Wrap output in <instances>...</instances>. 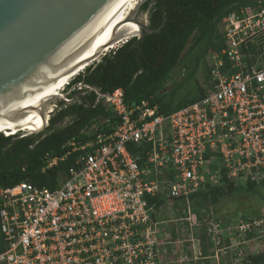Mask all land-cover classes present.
<instances>
[{"label":"built area","instance_id":"obj_1","mask_svg":"<svg viewBox=\"0 0 264 264\" xmlns=\"http://www.w3.org/2000/svg\"><path fill=\"white\" fill-rule=\"evenodd\" d=\"M225 22V46L202 99L159 115L148 102L127 104L121 89L98 95L113 122L86 127L85 141L72 137L63 155L45 156L42 172L72 157L56 188H0V264H161L164 222L153 218L148 199L188 202L223 177L264 182V65L249 66L241 53L264 33V9ZM206 225L215 246L233 229L235 242L264 238V212L235 227Z\"/></svg>","mask_w":264,"mask_h":264},{"label":"trees","instance_id":"obj_2","mask_svg":"<svg viewBox=\"0 0 264 264\" xmlns=\"http://www.w3.org/2000/svg\"><path fill=\"white\" fill-rule=\"evenodd\" d=\"M263 7L264 0H143L139 10L148 12L147 27L154 32L145 33L142 38L128 39L119 48L103 56L99 63L87 67L71 84L81 83L101 94H111L121 89L127 104L148 102L150 106L158 107L159 115L171 114L205 95V90L197 84L194 99L175 103L173 93L165 92L174 70L188 62V80H193L197 70L202 67L209 74L204 61L210 52L220 55L225 46L221 31L224 19L234 12L240 14L246 8ZM241 53L245 55L249 66L264 65V41L248 42L242 47ZM224 60L227 62L226 58ZM225 65L228 66L227 63ZM86 92L70 105L64 106L60 102L61 110L51 115L48 127L38 135L12 142V137L0 134V188H13L22 182L41 188L57 187L58 179L71 166L72 157L42 172L45 156L63 155L62 146L72 137L85 141L88 137L80 134L84 128L108 119L113 122L110 108L101 101L97 102L96 92ZM76 94L73 93L69 98H74ZM66 120L69 123L65 125ZM150 148L147 145L144 151ZM221 183L205 185V190L190 197L189 201L196 206V211L207 204L217 205L226 195L235 192L259 196V187L264 185V182L250 180L243 185H236L225 177ZM148 201L155 217V210L158 211L164 203L163 196ZM178 201L175 200V204ZM172 234L175 232L172 231ZM0 237L3 243L1 253L4 251L1 232ZM249 259L252 264H264L262 254Z\"/></svg>","mask_w":264,"mask_h":264},{"label":"water","instance_id":"obj_3","mask_svg":"<svg viewBox=\"0 0 264 264\" xmlns=\"http://www.w3.org/2000/svg\"><path fill=\"white\" fill-rule=\"evenodd\" d=\"M127 1L0 0V117L32 107L69 74L104 56L108 47L153 33L143 23L141 16L148 18V12L139 10L141 3L134 6L125 22L138 27L135 33L121 22ZM114 30L112 38L100 49L84 56L106 33ZM117 30L122 31L116 33ZM93 91L97 93L96 89ZM86 93L71 100L62 95L51 96L41 107L42 127L22 131L11 141L45 130L50 108L44 110L46 104L50 106L56 100L73 103Z\"/></svg>","mask_w":264,"mask_h":264},{"label":"rangeland","instance_id":"obj_4","mask_svg":"<svg viewBox=\"0 0 264 264\" xmlns=\"http://www.w3.org/2000/svg\"><path fill=\"white\" fill-rule=\"evenodd\" d=\"M140 3L142 4L143 0H137L135 5H140ZM141 18L143 23L146 24L147 17L143 14ZM216 56L214 52L207 54L206 61H204L206 69L209 70ZM189 66L187 62L177 67L172 74V79L166 84L165 92L173 93L175 103L194 99L197 94V84L204 90L207 88L208 73L202 70L203 67L199 68L194 75V81L188 80ZM67 96L64 95V97ZM49 107V104L48 106L46 104L43 108L47 110ZM67 123H69V120L65 121V125ZM216 171V167L211 168L212 174H215ZM153 174L154 172L150 174V180L155 179ZM227 180L236 185L245 184L228 178ZM215 185H222L221 180ZM258 194L260 195L252 196L243 192H235L226 195L217 205L207 204L197 211L196 206L191 201H178L175 204L174 201L163 198L162 207L158 211L155 210L154 213V215L158 213L155 215V219L158 217L161 224L164 222V227H162L164 230H162L163 234L166 235V238L163 236L160 243L163 247L162 257H160L161 264H193V259L198 261L199 256L206 258L205 264H252L249 259L251 256L264 255V238L260 236L258 239H248L247 241L238 238L235 242L236 237L233 229L224 234L217 249V246H215L217 242H213L216 237L210 235L206 222L216 221L223 225H230L229 227H235L242 218L258 217L264 212V185L259 187ZM172 231L175 232L174 235ZM258 233L263 235L262 230ZM226 237L231 238L228 240L229 244L223 240L227 239ZM244 241L247 244L244 245ZM2 247L3 243L0 237V251H2Z\"/></svg>","mask_w":264,"mask_h":264},{"label":"bare ground","instance_id":"obj_5","mask_svg":"<svg viewBox=\"0 0 264 264\" xmlns=\"http://www.w3.org/2000/svg\"><path fill=\"white\" fill-rule=\"evenodd\" d=\"M136 2L137 0H128L126 2L125 6L123 7L122 14H121L122 23H125L127 18L131 16L132 9L134 8ZM125 24L130 28V30L133 33H135L136 30H138V27L132 23H129V24L125 23ZM120 31L122 30H117L116 33H119ZM113 32H115V30L106 33L95 46H93L90 50H88L84 54V56L90 55L92 52L96 51L97 49H100L109 39L112 38V35H114ZM115 46L116 45L110 46L105 51H107L108 49L114 48ZM83 70L84 68H81L78 71H76L73 75L69 74L67 78L62 79L53 88H51L46 93H44L41 97H39L35 105H33L32 107H29L24 110H18V111L1 116L0 117V133H4L5 136H12V135H15L18 132V130L36 131L40 129L43 125V120L41 118V112H40L42 105L46 103V101H48L51 96L59 95L60 94L59 91L62 89L64 85H66V82L70 78L81 73ZM62 83L63 85L60 86Z\"/></svg>","mask_w":264,"mask_h":264},{"label":"clouds","instance_id":"obj_6","mask_svg":"<svg viewBox=\"0 0 264 264\" xmlns=\"http://www.w3.org/2000/svg\"><path fill=\"white\" fill-rule=\"evenodd\" d=\"M262 9H264V7L263 8H260V9H253V8H246L244 11H242L240 14H238L237 12H234V13H232V14H230L228 17H230L231 15H235V16H237V17H243V16H247V15H251V14H254V13H256V12H258V11H260V10H262ZM227 17V18H228ZM227 18L226 19H224V24L222 25V27H221V31H222V33H223V29H224V25H225V21L227 20ZM146 24H148V18H147V23ZM262 37H263V39H262ZM260 39H262V40H260ZM127 41V40H126ZM260 41H264V33L258 38V42H260ZM125 41H123V42H121V43H118V44H116V47H114V48H111V49H108L107 51H105V55L106 54H108L109 52H111V51H114V50H116L117 49V46H121L123 43H124ZM118 47V48H119ZM108 52V53H107ZM214 54L215 55H217L218 53L217 52H214ZM104 55V56H105ZM103 57V56H102ZM102 57H100L98 60H96L95 62H93L92 64H90L89 66H87V67H90V66H92V65H94L95 63H99V61H100V59L102 58ZM86 67V68H87ZM85 68V69H86ZM84 69V70H85ZM84 70L81 72V73H83L84 72ZM80 74V73H79ZM78 74V75H79ZM78 75H76V76H78ZM209 75V74H208ZM76 76H74V77H72V78H70L67 82H69V86H67V87H64V89H61L59 92H60V94L58 95V96H60V95H62L63 97H64V95L66 94V95H68L67 97H65L67 100H71L72 98H69L73 93H77L76 95H78L79 93H84V92H86V91H92L94 88H90V87H88V86H86V87H88L89 89H83V91H73V92H71L70 94H67L68 93V90L71 88V87H74L75 85H77V84H81V83H77V84H71L72 83V81L74 80V78L76 77ZM209 77V76H208ZM83 85V84H82ZM83 86H85V85H83ZM62 87V88H63ZM97 97H98V95H103V94H101V93H99L98 91H97ZM75 95V96H76ZM79 97V96H78ZM78 97L76 98V100L74 101V102H76L77 101V99H78ZM57 102H52L51 103V105H50V109L48 110V112H47V115H46V121H47V117L50 115V117H51V115L55 112V111H59V110H53V112H51V110H52V105L53 104H57V106L60 108V110H61V108L62 107H60V102H62V101H59V100H56ZM73 102V103H74ZM97 102H100V101H97ZM64 103V106H67V105H70V104H72V103H67V102H63ZM52 114H51V113ZM50 119V118H49ZM48 125H49V120H48ZM48 125L46 126V128L48 127ZM45 128V129H46ZM22 132V130H18V132L15 134V135H17V134H19V133H21ZM0 134H3L4 136H5V134L4 133H0ZM15 135H12V136H5V137H13V136H15ZM38 135V134H37ZM175 202V201H174ZM152 211H154V209L152 208ZM152 211H151V213H152ZM155 215H157V213L155 214ZM152 216H153V214H152ZM154 219H155V217H153ZM253 218H257V216L256 217H251V218H243V219H253ZM157 219H158V217H157ZM219 223V222H218ZM223 228L224 227H226V226H228V225H223V224H220ZM162 227H164V225L162 226ZM163 229V228H162ZM164 230V229H163ZM224 241H225V243H227V244H229L228 243V239H223ZM214 242V241H213ZM215 245V244H214ZM214 245H211L212 247L214 246ZM217 249H218V246L216 247Z\"/></svg>","mask_w":264,"mask_h":264},{"label":"crops","instance_id":"obj_7","mask_svg":"<svg viewBox=\"0 0 264 264\" xmlns=\"http://www.w3.org/2000/svg\"><path fill=\"white\" fill-rule=\"evenodd\" d=\"M211 258H212V257H211ZM217 258H218V257H217ZM217 258H214V259H217ZM193 260H194V261H193V262H194L193 264H205L204 261L206 260V258L203 257V256H202V257L199 256L198 261H196V259H193Z\"/></svg>","mask_w":264,"mask_h":264}]
</instances>
